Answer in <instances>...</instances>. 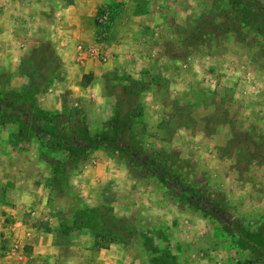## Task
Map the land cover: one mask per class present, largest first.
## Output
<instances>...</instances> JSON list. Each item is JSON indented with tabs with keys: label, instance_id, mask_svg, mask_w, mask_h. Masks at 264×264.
Returning a JSON list of instances; mask_svg holds the SVG:
<instances>
[{
	"label": "rangeland",
	"instance_id": "1",
	"mask_svg": "<svg viewBox=\"0 0 264 264\" xmlns=\"http://www.w3.org/2000/svg\"><path fill=\"white\" fill-rule=\"evenodd\" d=\"M5 1L0 264H264V0Z\"/></svg>",
	"mask_w": 264,
	"mask_h": 264
},
{
	"label": "crops",
	"instance_id": "2",
	"mask_svg": "<svg viewBox=\"0 0 264 264\" xmlns=\"http://www.w3.org/2000/svg\"><path fill=\"white\" fill-rule=\"evenodd\" d=\"M30 1H31L32 4L35 3V0L34 1L30 0ZM4 4L5 5H8V4L12 5L10 7V9H12V8L15 9V11L12 12L14 14L13 17L18 15V17H20V18L24 17L25 20H27V18H30V19L33 18L34 20L32 21V24L30 23V24H27V25H32V27H30V30H32V28H33L34 29L33 32H35L36 35H39L40 38H42V39H50V36H52L54 34V28H53L54 23H53L52 20L49 21L47 19L46 22H44V21H40L39 22V19H40L39 17H40V14H41V10H39V7H37L35 5L33 6L32 4H29L28 6H24V4H22L18 0L17 1L16 0L5 1ZM32 7L33 8L37 7V8L35 10H33L32 12H30V14H29L28 11H30V9H32ZM69 25L71 26V24H69ZM26 29H27V26L17 27L16 28V33L18 35L23 36V32L24 31L26 32ZM28 30H29V28L27 29V31ZM70 33H73V32L70 31ZM25 34L26 33H24V35Z\"/></svg>",
	"mask_w": 264,
	"mask_h": 264
},
{
	"label": "built area",
	"instance_id": "3",
	"mask_svg": "<svg viewBox=\"0 0 264 264\" xmlns=\"http://www.w3.org/2000/svg\"><path fill=\"white\" fill-rule=\"evenodd\" d=\"M15 249H18V244L17 243L12 245V251H14Z\"/></svg>",
	"mask_w": 264,
	"mask_h": 264
}]
</instances>
